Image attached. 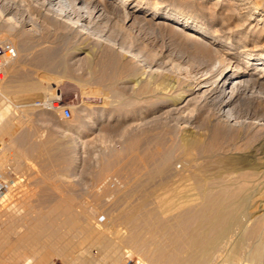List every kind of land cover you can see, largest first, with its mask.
<instances>
[{
	"label": "rangeland",
	"instance_id": "rangeland-1",
	"mask_svg": "<svg viewBox=\"0 0 264 264\" xmlns=\"http://www.w3.org/2000/svg\"><path fill=\"white\" fill-rule=\"evenodd\" d=\"M126 4L135 9L157 6L161 11H173L218 40L195 29L185 30L174 20L151 18L136 11L125 23L112 13L105 15L107 22L89 19L95 36H85L84 42L78 27L47 19L51 13H45L42 0H0V11L14 18L10 37L0 20V33L8 37L0 39V43L12 44V39L15 45L23 39L26 44L22 52L14 46L19 56L10 69L5 67V79L30 81L39 75H47L49 79L44 80L43 89L37 94L23 89L18 93L14 89L13 93H0V128L9 127V133L4 130L0 133V170L5 176L2 181L5 195L0 197L1 259L13 255L19 244L17 238L23 233L31 234L26 241L30 247L45 244V239L33 236L31 227L39 219L47 220L50 211L65 208L76 215L80 213L82 221L97 224L111 244L123 249L117 264H139L145 254L129 238L140 232L147 241L146 249L152 250L161 236L133 227L123 215L132 212L133 206L144 199L147 210L160 208L163 217L171 220L185 209L195 181L179 159L173 160L163 175L155 174L146 181L144 166L153 170L157 150H169L173 139L186 130L184 125L176 124L175 118L167 113L168 108L160 106L159 97H164L160 93L162 88L174 81H180L178 86L182 88L194 83L220 57L225 65L230 62V68L245 67L244 61H238L239 54L264 58V0H128ZM28 15L36 24L38 33L34 36L24 32L27 20L24 18ZM196 35L205 39L206 44ZM108 37L112 42L105 41ZM85 44L91 50L85 49ZM50 48L58 50L59 63L49 69L41 65L39 57ZM253 71L256 76L264 75L260 69ZM135 74L140 82L131 79ZM144 83L148 84L147 89L143 88ZM246 95L249 94L241 97L242 111L247 107L242 104L252 98ZM210 102L201 109L192 106L191 115L200 110L215 118L216 107ZM66 108L72 112L68 118L63 115ZM18 141L26 149L25 155L20 154ZM115 155L119 161L108 166ZM137 157L143 161L132 160ZM183 169L185 174L179 176ZM257 185L261 189L263 184ZM56 215L50 223L60 224L69 238V263L74 262L76 255L97 261V249L91 240L83 239L77 231L71 233L67 213L61 211ZM80 238L84 245L79 243ZM149 243L155 245L148 246ZM88 248L90 253L86 251ZM51 250H47L49 262L69 264ZM42 254L15 253L11 260L0 264H25L28 256L35 261ZM247 261L242 259L239 264H253Z\"/></svg>",
	"mask_w": 264,
	"mask_h": 264
},
{
	"label": "bare ground",
	"instance_id": "bare-ground-1",
	"mask_svg": "<svg viewBox=\"0 0 264 264\" xmlns=\"http://www.w3.org/2000/svg\"><path fill=\"white\" fill-rule=\"evenodd\" d=\"M127 1L112 0L108 4L107 0H42V5L46 10L45 13H51L48 14L47 19H51L56 23L63 22L70 24L72 27H78V34L83 37L81 39L84 42L87 40L85 36L94 35L89 19H94L93 22H103L105 15L112 13L119 15L125 23L131 20L136 11H140L151 18L174 20L175 23L182 25L181 27L185 30L195 29L210 39L218 40L215 35H209L197 24L182 18L173 11H161L157 6L137 9L134 6L129 8L126 4ZM2 11H0V20L4 22L9 36L12 33L11 31L14 30V18L6 17L10 13ZM30 15L24 18L27 20H25L23 28L24 32H29L34 36V33L38 32H36V24L33 23ZM104 22H107V20L105 19ZM103 24L105 25V23ZM172 25L178 27L176 24ZM182 28L180 29L183 30ZM195 37L206 44L205 39L197 35ZM2 38L6 40L8 37H4L0 33V39ZM105 41L112 42L109 37L105 38ZM11 42L13 44L12 39ZM113 43L115 44V42ZM204 44L202 45L204 46ZM13 46L20 52L26 50L23 39L18 44H13ZM84 47L88 50L92 48L89 44L88 46L85 44ZM55 49L42 52L40 55V63L45 68L50 69L59 63L57 59L58 50ZM122 49L124 50V47ZM127 52L132 53L131 51ZM253 56L251 53L239 54L238 61H244L245 67L236 65L233 66L234 68H230V62L225 65L221 57L217 58L211 67L208 66L210 68L205 67L206 70L201 73L194 83H188L187 86L182 88L178 86L180 81H174V84L169 83L162 88L160 93L164 94V97H159L161 98L160 106L168 108L167 113L175 118L176 124L184 125L183 127L186 130L183 131L181 137L176 136L173 139L169 150H166L165 146V150H157L158 157L153 170H149L144 164L146 170L144 172L148 175L147 180H144L149 182L155 174L163 175L172 165L173 160L179 159L184 163L185 169H189V172L185 169L180 170L179 176L182 172L185 174L186 171L195 181L192 185L193 193L185 209L177 213L171 220H166L163 217L160 208L147 210L145 208L147 201L144 199L133 206L132 212L123 215L124 219L130 222L133 227H139L153 233L157 232L161 236L160 241H157V246L155 248L153 246L154 249L152 250L146 249L147 241L144 240L140 232H135L129 238V241L139 249V252L145 254V258L140 260L139 264H239L242 259L253 264H264V75L256 76V70L253 71L254 69H260L264 72V58H254ZM15 59L6 65V69L12 67L16 62ZM251 60H255L256 63H251ZM249 64L250 66L253 65L254 68L250 69ZM10 72L11 70H7V73ZM46 76L39 75V77H35L30 81L21 80L20 78H17V80L15 78L16 81L5 79L0 86V93L3 94V92H10L11 89H14L17 93L28 90L31 94H37L43 89L44 80H49ZM137 77V74H135L131 79L140 82ZM100 81L102 82V80ZM143 88L147 89L148 84L144 83ZM245 94H249L248 96L252 98L247 103L242 102V105L246 106L247 104L246 110L242 111L240 108L241 97ZM209 100L216 107L215 118L205 115L200 110L197 115L194 116L193 112L191 115L192 106L201 109ZM54 105L56 106V104ZM3 130L5 133H9V127L0 128L1 134ZM174 130L177 131L175 134L178 135L177 128ZM17 145L20 154L25 155L26 149L21 146L20 141ZM134 159H138L137 162L143 161L140 157L132 160ZM118 161L119 156L115 155L108 166L115 165ZM257 168L263 169L257 170ZM257 184H263L261 189ZM4 195L5 193L2 196L4 197ZM258 197H260L259 200ZM145 199L147 200V198ZM54 211L55 214H53ZM61 211L67 213V224L70 226L71 233L77 231L78 235L82 234L84 237L82 238L91 240V244L97 249V255H95L98 258L97 261H95V258L92 262L90 259L89 261L86 260L83 256L73 255L75 257L74 262L70 263L106 264L109 261L112 262L111 264L119 263L123 249L121 250L118 245L111 244L104 231L99 229L97 224L89 221L84 222L81 215H79L80 213L76 215L72 209L65 208L50 211V217L48 216L47 220L39 219L31 227L30 232H34L33 236L45 239V244L30 247L26 244V241L31 238V234L23 233L17 238L19 244L15 247L13 255L15 253L17 255L25 253L33 256L52 249L56 255L69 263V238L66 233L62 232L64 230H61L60 224L50 223L51 217H57L56 214ZM82 238L79 239V243L84 241ZM84 247L86 248L87 245ZM88 249L86 251L90 253V248ZM47 252L39 258H35V261L31 256H28L25 264H50L51 262L47 258L50 257V251ZM12 256L10 258H0V262L6 263L13 258ZM25 259L26 255L24 261Z\"/></svg>",
	"mask_w": 264,
	"mask_h": 264
},
{
	"label": "built area",
	"instance_id": "built-area-1",
	"mask_svg": "<svg viewBox=\"0 0 264 264\" xmlns=\"http://www.w3.org/2000/svg\"><path fill=\"white\" fill-rule=\"evenodd\" d=\"M16 49L15 47L10 43H0V86L5 81V67L6 65L14 60L16 58ZM55 106V105H54ZM71 110L66 108L63 110L64 117H70L71 116ZM4 173L0 170V197L3 193V189L5 184L2 181H5Z\"/></svg>",
	"mask_w": 264,
	"mask_h": 264
}]
</instances>
